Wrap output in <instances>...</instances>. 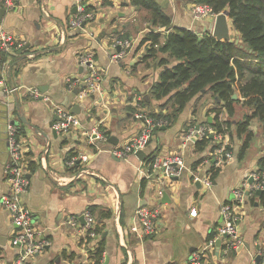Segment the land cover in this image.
Here are the masks:
<instances>
[{"label":"crops","instance_id":"0c3cea01","mask_svg":"<svg viewBox=\"0 0 264 264\" xmlns=\"http://www.w3.org/2000/svg\"><path fill=\"white\" fill-rule=\"evenodd\" d=\"M77 1L15 0L16 5L8 8L0 0V8L6 9L0 17V28L27 45L12 57L0 52V201L10 187L8 133L13 126L30 180L23 201L33 210L42 237L49 241L30 264H91V251L99 241H103L101 264L183 263L218 231L220 205L231 200L232 189L250 182L253 172L264 169L262 122L251 119L248 128L254 135L239 157L244 136L236 133V123L252 110L238 95L240 101L233 116L226 110L221 114L222 120L233 123L232 135L225 133L224 139L231 146L232 158L216 165L211 148L200 151L194 142L184 144L183 140L189 126L206 125L204 122L214 114L210 109L216 103L212 92L207 91L192 99L171 123L157 128L145 149L151 157L182 152L185 164L181 175L174 179L159 180L155 175L153 180L143 178L140 167L151 170L147 155L145 159L137 155L119 158L108 149L123 144L140 130L143 124L136 117L138 112L172 110L170 103L156 99L152 91L164 70L177 61L161 48L156 55L141 59L147 47L137 45L152 22L145 8L135 7L130 0H85L95 16L81 28L72 29L69 22L76 15ZM155 1L171 19L172 28L212 33L215 17H195L192 7L196 0ZM229 23L234 28L231 18ZM153 27L160 31L163 42L170 30ZM126 37L132 41L131 47L124 57L113 60L114 41ZM83 50L95 54L102 92L80 100L77 93L82 86L70 89L69 79L86 73L78 59ZM161 58L168 62L161 64ZM75 104H81L79 113L72 112ZM57 107L70 109L79 117L81 127L54 133ZM94 127L106 133V141L89 142L87 132ZM82 153L88 156L87 161L69 164L70 157ZM212 168H218L215 175ZM195 173L209 175L211 187L194 180ZM159 189L168 193V201L162 202ZM139 206H158L161 210L156 232L150 236L141 237L132 231ZM192 209L197 210L196 215L191 214ZM85 211L95 219L91 241L87 240L85 220L81 219ZM238 211L243 245L226 250L224 241L216 242L206 253L204 264L261 261L264 203L260 195L248 193ZM76 216L79 223L72 224ZM15 230L8 210L0 202L1 264H12L17 255L12 243Z\"/></svg>","mask_w":264,"mask_h":264},{"label":"built area","instance_id":"2783aa9c","mask_svg":"<svg viewBox=\"0 0 264 264\" xmlns=\"http://www.w3.org/2000/svg\"><path fill=\"white\" fill-rule=\"evenodd\" d=\"M6 7L12 8L16 5L15 0H3ZM88 4L85 0H78L76 3V15L69 22L72 29L81 28L88 21L94 18L95 14L91 10H87ZM195 17L202 18L207 16L216 17L218 13L213 12V9L208 3H195L192 7ZM46 14L48 12L44 10ZM132 41L129 39H117L114 41L112 47L115 52L112 54L113 60H119L125 56L127 49L131 47ZM25 46V42L17 37L15 34L0 28V52L12 57L17 55V52ZM120 46V50H117ZM80 65L84 66L86 73L81 76H75L69 79V88L72 89L77 86H82L77 93L78 99H84L89 95L102 92L101 73L98 70L95 54L90 50H83L78 54ZM36 93V92H35ZM46 100H49L46 97ZM58 120L54 127L56 130L68 131L70 128L81 127L79 117L72 113L70 109L65 107H57ZM137 118L142 120V127L140 130L130 137L121 145L112 146L108 151L119 158H128L131 155H136L138 150H145L148 146L153 132L157 127L162 126V121L156 120L151 114L138 112ZM211 133L214 142L217 143L213 154L216 158L215 164L228 161L232 158L231 149L227 148L225 143V134L216 131L211 125H195L189 126L183 136L184 144L194 141V138L207 137ZM89 142H94L97 139L106 141V133L100 131L97 127L87 132ZM8 143L10 149V161L7 165V172L9 174L10 187L9 191L2 195L1 204L8 210L11 222L16 227L14 231L12 243L17 247V255L12 264H30L36 254L43 252L49 241L42 237V233L36 225L33 210L25 204L23 196L27 193L30 180L26 174L24 163L22 161L21 147L15 137L14 127H9ZM96 143V142H95ZM88 156L84 153L70 157L69 164L74 165L77 161H87ZM185 164L184 155L182 152L171 153L168 155L157 156L151 158L147 167H151L150 172L145 171L141 166L140 170L143 178L153 180L155 179H174L181 175L183 166ZM194 180L201 181L207 188L212 185V178L209 175L200 176L199 173L193 175ZM251 181H245L243 185L235 186L232 189L233 197L229 201H225L220 205L221 225L216 234L209 239L207 244L200 250L193 251L187 260L179 264H204V257L206 253L215 247L216 242L220 239L224 241L226 250L239 249L244 241L238 231V221L240 220V212L238 207L243 203L245 196L248 193L264 189V169L255 171L250 175ZM164 189H159L158 194L162 196ZM197 210L192 209L191 214L196 215ZM161 210L158 206H139L136 210L137 224L132 226V231L137 232L141 237H146L156 232V221L159 219ZM85 220V231L89 236L94 237L95 233L92 229L95 219L93 215L85 211L83 213ZM72 224H78L79 218L73 217L70 221ZM262 257V258H261ZM259 264H264V254L260 256ZM1 264V263H0Z\"/></svg>","mask_w":264,"mask_h":264},{"label":"trees","instance_id":"16d2710c","mask_svg":"<svg viewBox=\"0 0 264 264\" xmlns=\"http://www.w3.org/2000/svg\"><path fill=\"white\" fill-rule=\"evenodd\" d=\"M199 2L210 4L215 13L227 10L244 47L218 40L211 33L198 34L190 29L172 28L171 19L155 0H130L135 7L150 12L152 27L162 26L170 30L163 42H160L161 33L155 27L147 30L137 45L147 47L141 59L156 55L161 48V52L169 53L177 61L164 70L152 91L156 99H165L164 104L170 103L172 110L150 114L156 120L166 119L168 125L192 99L211 91L216 106L210 109L214 113L212 121L204 123L231 136L232 120H222L221 114L226 110L229 116H233L236 103L240 101L233 98V94L238 92L242 104L252 110L236 123V133L244 136L239 152L241 157L254 135L248 128L251 119L258 118L264 131V0H196V3ZM87 10H90L89 6ZM167 62V58L160 59L161 64ZM193 142L200 151L207 147L214 151L218 146L211 133ZM227 148L231 149V146L227 145ZM151 156L152 153L146 159L150 160ZM262 161L264 168V158ZM212 170L213 175L218 172V168ZM255 194L256 191L252 192V195ZM260 198L264 203V189ZM93 239L89 236L87 240ZM98 243L99 246L91 251V264H101L103 259V241Z\"/></svg>","mask_w":264,"mask_h":264},{"label":"water","instance_id":"95a60500","mask_svg":"<svg viewBox=\"0 0 264 264\" xmlns=\"http://www.w3.org/2000/svg\"><path fill=\"white\" fill-rule=\"evenodd\" d=\"M5 10H6L5 8H0V17L5 12ZM229 18H230V16H229V12L227 10L219 12L215 17L214 27H213V31L211 34L214 37H216L218 40L233 42L236 45H238L239 47H244L243 43H241L240 34H234L232 32V26L229 23ZM83 26H84V24H83ZM148 29L153 30V27L150 25L148 27ZM26 47H27V45L24 48H26ZM117 50H120V46H117ZM21 51L22 50H20V52ZM237 97H238L237 93H234L233 98H237ZM80 110H81V104H75L72 107V112H74V113H79ZM209 121H212V117H209ZM196 127L199 128V125H197ZM54 133H57L56 129H54ZM194 140H196V139L194 138ZM136 155L141 159H145L147 153L145 150L141 149V150H138L136 152ZM256 193L260 195L262 193V189H258L256 191ZM168 200H169L168 193L164 192V194L162 196V202H165ZM83 218L84 217H81L82 220H83ZM220 242H221V240L219 239L217 241V243H220ZM9 264H11V263H9Z\"/></svg>","mask_w":264,"mask_h":264},{"label":"rangeland","instance_id":"374dc122","mask_svg":"<svg viewBox=\"0 0 264 264\" xmlns=\"http://www.w3.org/2000/svg\"><path fill=\"white\" fill-rule=\"evenodd\" d=\"M150 26V25H149ZM152 26V25H151ZM147 30H149V29H147ZM232 32L234 33V34H238V32L232 27ZM240 34V33H239ZM127 39V38H126ZM163 122L162 124L163 125H165V124H167L168 123V121L166 120V119H162V120H160L159 122Z\"/></svg>","mask_w":264,"mask_h":264}]
</instances>
